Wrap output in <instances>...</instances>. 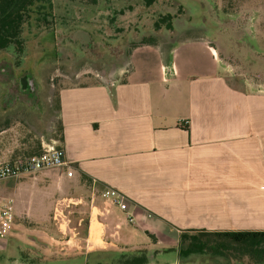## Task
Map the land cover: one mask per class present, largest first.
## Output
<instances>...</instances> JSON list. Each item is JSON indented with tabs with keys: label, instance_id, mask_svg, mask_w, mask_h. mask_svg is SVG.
Instances as JSON below:
<instances>
[{
	"label": "crops",
	"instance_id": "obj_1",
	"mask_svg": "<svg viewBox=\"0 0 264 264\" xmlns=\"http://www.w3.org/2000/svg\"><path fill=\"white\" fill-rule=\"evenodd\" d=\"M158 57L163 70L172 66ZM193 68L197 76L176 81L156 80L143 65L137 79L64 85L51 122L62 139L12 134L6 120L0 162L58 142L66 163L53 184L88 193L97 209L99 242H91V217L85 253L138 245L136 226L162 245L161 230L179 241L186 232L264 231V86L231 81L224 66L222 74ZM106 188L118 190L121 204L106 205Z\"/></svg>",
	"mask_w": 264,
	"mask_h": 264
},
{
	"label": "rangeland",
	"instance_id": "obj_2",
	"mask_svg": "<svg viewBox=\"0 0 264 264\" xmlns=\"http://www.w3.org/2000/svg\"><path fill=\"white\" fill-rule=\"evenodd\" d=\"M39 9L51 16L44 19ZM149 36L156 41L139 44ZM22 37L23 52L0 51V127L7 120L10 132L24 137L57 136L58 122L56 132L51 122L58 120L62 86L122 81L130 74L137 79L143 65L160 81L197 76L193 64L211 65L221 74L224 66L231 81L264 86V0L43 1L34 6ZM158 50L170 57L171 67L163 70ZM58 173V167L49 168L0 182V199L14 200L10 230L0 236V264H125L127 255L148 247L143 244L151 238L136 226L138 245L121 241L117 249L85 253L82 245L97 209L88 193L54 185ZM99 204L104 209L103 199ZM158 236L168 247L180 243L176 233L161 230ZM155 264L259 263L246 256L178 250L159 253Z\"/></svg>",
	"mask_w": 264,
	"mask_h": 264
},
{
	"label": "trees",
	"instance_id": "obj_3",
	"mask_svg": "<svg viewBox=\"0 0 264 264\" xmlns=\"http://www.w3.org/2000/svg\"><path fill=\"white\" fill-rule=\"evenodd\" d=\"M43 1L51 0H0V51L15 47L19 53L24 51V40L22 37L23 28L34 11V6ZM39 14L51 16L50 12L37 10ZM172 16L166 17V22L171 23ZM154 36L145 37L139 44L145 45L154 43ZM137 44V45H139ZM57 138L62 139V128L59 125ZM39 149L30 154H39ZM86 223V222H85ZM82 224L74 227L81 229ZM87 229V224L84 225ZM152 244L138 250L137 254L126 256L125 264H154L156 257L161 252L180 251L189 255L192 253H205L210 251L217 254L232 255L235 258L249 257L251 260L264 264V231H243V232H197L182 233L178 246L165 247L158 243L154 234H149ZM184 246V247H183Z\"/></svg>",
	"mask_w": 264,
	"mask_h": 264
},
{
	"label": "built area",
	"instance_id": "obj_4",
	"mask_svg": "<svg viewBox=\"0 0 264 264\" xmlns=\"http://www.w3.org/2000/svg\"><path fill=\"white\" fill-rule=\"evenodd\" d=\"M66 163L64 149L52 140L42 145L39 154L22 155L13 160L0 162V182L18 178L27 174H35L42 170L63 166ZM106 205L121 204V195L114 188H106L103 192ZM14 218V200L0 199V236L8 233ZM132 221L133 218H130Z\"/></svg>",
	"mask_w": 264,
	"mask_h": 264
},
{
	"label": "bare ground",
	"instance_id": "obj_5",
	"mask_svg": "<svg viewBox=\"0 0 264 264\" xmlns=\"http://www.w3.org/2000/svg\"><path fill=\"white\" fill-rule=\"evenodd\" d=\"M91 227H90V230H91V242L93 243H98V238H99V234H100V227H99V224L96 220V218H92L91 219Z\"/></svg>",
	"mask_w": 264,
	"mask_h": 264
}]
</instances>
